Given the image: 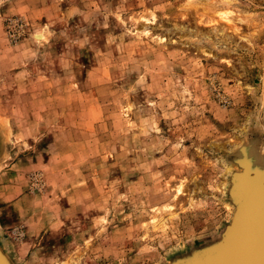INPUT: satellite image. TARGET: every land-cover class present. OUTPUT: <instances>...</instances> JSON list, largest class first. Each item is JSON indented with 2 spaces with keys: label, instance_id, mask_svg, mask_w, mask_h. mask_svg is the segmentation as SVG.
I'll list each match as a JSON object with an SVG mask.
<instances>
[{
  "label": "rangeland",
  "instance_id": "rangeland-1",
  "mask_svg": "<svg viewBox=\"0 0 264 264\" xmlns=\"http://www.w3.org/2000/svg\"><path fill=\"white\" fill-rule=\"evenodd\" d=\"M257 188L264 0H0L11 264H177Z\"/></svg>",
  "mask_w": 264,
  "mask_h": 264
},
{
  "label": "water",
  "instance_id": "water-1",
  "mask_svg": "<svg viewBox=\"0 0 264 264\" xmlns=\"http://www.w3.org/2000/svg\"><path fill=\"white\" fill-rule=\"evenodd\" d=\"M243 168L245 160L243 159ZM242 168V169H243ZM242 172V171H241ZM235 172L233 176V187L236 184V176L241 173ZM255 170H251L249 177L255 176ZM259 181V179L257 180ZM263 181V179H261ZM257 194H240L236 209L239 212L243 210L245 204L250 202V223L253 228V235L256 239L250 244L251 249L246 250L245 259L251 264H264V191L257 188ZM237 194V193H235ZM234 197V201H235ZM234 222V221H233ZM235 230L234 225L230 224L226 227L222 237L210 246L196 250L191 256L180 260L177 264H232L231 240L232 233ZM6 259H8L6 257ZM0 264H7L5 258L0 253Z\"/></svg>",
  "mask_w": 264,
  "mask_h": 264
},
{
  "label": "bare ground",
  "instance_id": "bare-ground-1",
  "mask_svg": "<svg viewBox=\"0 0 264 264\" xmlns=\"http://www.w3.org/2000/svg\"><path fill=\"white\" fill-rule=\"evenodd\" d=\"M204 52V50H203ZM209 54V53H208ZM246 150V149H245ZM245 154V152H244ZM246 166L242 169V172L245 171ZM254 170V168L252 169ZM241 172V173H242ZM251 172V171H250ZM240 174V173H239ZM235 175V174H234ZM243 181L244 183L248 184L249 186L253 184L252 179H249L248 177L244 176V174L240 177V181ZM184 185H178L176 188V195L178 196V193H184ZM240 188H245L244 185L240 186ZM246 187L245 190H247ZM238 192H242L243 194H246V191L238 190ZM257 194V192H252L250 194ZM232 196V195H231ZM232 200V199H231ZM238 202V200H237ZM236 202V204H237ZM233 204L235 202H232ZM172 209V205H171ZM250 202H247L243 208V210H240L239 212L235 208V211L230 219V224L234 225L235 230L232 233V240H231V252L232 254V264H251L249 261L245 259L246 250L248 251L251 249V243L256 239V235H253V228L250 221ZM234 221V222H233ZM207 246V245H206ZM195 248V247H194ZM1 255L5 258V261L7 264H11L9 259H6L5 254L0 250ZM62 264H67V262H64Z\"/></svg>",
  "mask_w": 264,
  "mask_h": 264
}]
</instances>
